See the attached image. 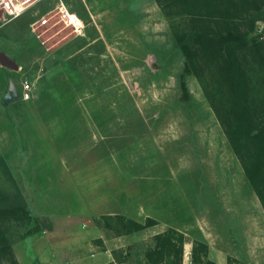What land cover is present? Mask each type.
<instances>
[{"label": "rangeland", "instance_id": "rangeland-1", "mask_svg": "<svg viewBox=\"0 0 264 264\" xmlns=\"http://www.w3.org/2000/svg\"><path fill=\"white\" fill-rule=\"evenodd\" d=\"M62 1L80 33L57 20L56 0L0 25L15 65L0 64V264H149L166 231L183 237L181 264H264V208L225 135L237 126L252 138L242 151L264 147V0ZM226 31L246 44L191 43L183 96L177 38ZM9 80L19 92L26 80L29 99L3 103ZM33 117L42 138L25 131ZM106 175L107 201L91 205L110 211L67 215L71 186L89 207Z\"/></svg>", "mask_w": 264, "mask_h": 264}, {"label": "trees", "instance_id": "trees-1", "mask_svg": "<svg viewBox=\"0 0 264 264\" xmlns=\"http://www.w3.org/2000/svg\"><path fill=\"white\" fill-rule=\"evenodd\" d=\"M255 19L264 20V12L257 15ZM246 42L247 37L245 34L232 33L231 31H226L223 34L216 35H209L204 32H196L191 37L190 41L182 40L178 37V49L184 58L182 74L179 77V87L182 95L185 97L187 96L183 76L189 72V66L193 56L191 43L199 44L204 48L214 51H221L222 49L227 50L229 47H231V45H244ZM17 94H19V91H17ZM17 96L18 97L16 100H22L20 99L19 95ZM251 130L249 134H251ZM239 131V127L229 126L225 129V135L232 149L239 155L245 177L253 187L261 205L264 208V147L261 145L262 138H260L258 141L256 140L258 144L256 147L253 146L250 150L242 151L243 144H245L242 142L251 141L252 138L246 136L240 140L238 135ZM262 132H264L263 129ZM252 137L256 138V133L252 134ZM240 153H242L243 156L240 155ZM148 222H150V220H147V223L141 225L138 222L131 220L129 221L132 230H139L140 228L146 226V224L149 225ZM154 241L155 243L153 247L146 253V259L149 264H181L182 244L184 242L181 234L175 233L173 231L157 233L154 236ZM195 244L196 243H194L191 248V257L194 256ZM200 247L204 248V244L201 243Z\"/></svg>", "mask_w": 264, "mask_h": 264}, {"label": "built area", "instance_id": "built-area-1", "mask_svg": "<svg viewBox=\"0 0 264 264\" xmlns=\"http://www.w3.org/2000/svg\"><path fill=\"white\" fill-rule=\"evenodd\" d=\"M42 1L44 0H0V25L19 17L28 9ZM54 11L59 22L66 27H70L75 34L80 33L82 29L81 20L74 12L69 10L62 0H56ZM49 12L51 10L47 11L46 14L40 15V18L30 24L31 27L46 25L50 17L47 15ZM17 95L22 100L30 97V85L26 80L21 82L20 92Z\"/></svg>", "mask_w": 264, "mask_h": 264}, {"label": "crops", "instance_id": "crops-1", "mask_svg": "<svg viewBox=\"0 0 264 264\" xmlns=\"http://www.w3.org/2000/svg\"><path fill=\"white\" fill-rule=\"evenodd\" d=\"M70 10V9H69ZM72 11V10H71ZM72 12H74V11H72ZM75 13V12H74ZM76 14V13H75ZM77 15V14H76ZM78 16V15H77ZM79 17V16H78ZM79 19L82 21V19L79 17ZM2 85V84H1ZM5 92V91H4ZM3 93V92H2ZM2 95V94H1ZM3 96V95H2ZM21 101H24V100H21ZM28 108V107H27ZM29 109V108H28ZM31 111V110H30ZM41 121H39V123H38V120L37 119H35L34 117L32 118V119H30V123H27L26 124V128H25V131H26V129L29 127V125H30V127H35L36 129H38L39 130V135H40V138H42V137H44L45 135H46V131L45 130H43L42 128H40V125L41 126H43V123H40ZM38 130H36L35 132L37 133L38 132ZM27 132V131H26ZM31 134H32V128H31V130L28 132V133H26V135H27V137H31ZM32 142H34L33 140H32ZM78 167V166H77ZM103 167H106L107 168V163H106V161L104 162V164H103ZM72 168L73 169H71V168H67L66 169V171L69 173H71V172H73V173H80L79 171V167H78V169L76 170L75 169V167H73L72 166ZM66 173V172H65ZM98 177V176H97ZM74 178H75V176H74ZM106 179V180H105ZM77 180H78V175H77ZM83 183V181H81V183L80 184H82ZM82 190H84L83 188H81ZM89 189V192L88 193H86L85 192V198L87 199V201H88V203H89V207H85L82 203H81V201H80V206H78V202H76V201H74L73 199H71V198H73V197H83V192L82 191H76V188L75 187H73V186H71V195L69 196L70 198L68 199V198H66L65 199V206H66V208H67V215H71V213H69V211H74V212H79V213H91V212H93V211H95L96 213H99V214H101V213H103V212H108V211H110L109 210V208L107 207V210H103V207L102 208H100V209H97V210H94L93 209V207H92V205H91V200L92 199H102V198H105L106 199V201H107V175H106V177L104 176V178H98L97 179V181H96V183H95V186L93 185L92 187H89L88 188ZM64 192H65V189H64ZM66 193H68V191L66 192ZM83 194V195H82ZM102 203V202H101ZM106 205H107V202H106ZM78 206V207H77ZM92 208V209H91ZM93 210V211H92ZM112 261V258H111V256H110V252H109V250H108V248H107V263L108 262H111ZM116 264V263H115Z\"/></svg>", "mask_w": 264, "mask_h": 264}, {"label": "water", "instance_id": "water-1", "mask_svg": "<svg viewBox=\"0 0 264 264\" xmlns=\"http://www.w3.org/2000/svg\"><path fill=\"white\" fill-rule=\"evenodd\" d=\"M0 64L10 68H15L14 63L8 60L2 53H0ZM16 99H17V91L11 80H9L8 87L5 90L1 100L3 103H9L12 100H16Z\"/></svg>", "mask_w": 264, "mask_h": 264}]
</instances>
